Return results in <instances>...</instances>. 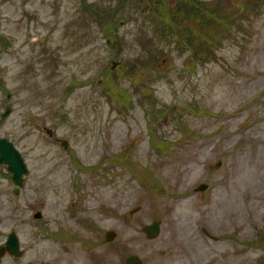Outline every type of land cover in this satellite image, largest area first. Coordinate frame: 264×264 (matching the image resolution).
<instances>
[{
    "label": "rangeland",
    "instance_id": "374dc122",
    "mask_svg": "<svg viewBox=\"0 0 264 264\" xmlns=\"http://www.w3.org/2000/svg\"><path fill=\"white\" fill-rule=\"evenodd\" d=\"M156 2L0 0V135L29 168L15 195L0 165V247L15 232L24 249L0 264H264V7L188 68L137 42Z\"/></svg>",
    "mask_w": 264,
    "mask_h": 264
},
{
    "label": "trees",
    "instance_id": "16d2710c",
    "mask_svg": "<svg viewBox=\"0 0 264 264\" xmlns=\"http://www.w3.org/2000/svg\"><path fill=\"white\" fill-rule=\"evenodd\" d=\"M244 3L231 14L232 12H224V0L217 1L216 4H209L206 0H178L173 8L167 7L166 0H157L154 15L158 34L152 40L140 38L137 42L147 41L148 54L150 50V54L154 51V54L162 56L168 47L180 52L181 56L188 55L184 60L188 68H191L192 62L195 64L194 68L202 61L212 63L211 59L217 58V49L221 47H218L219 41L223 44L226 39L234 36L232 41L240 40L236 35H245L253 19L257 18L264 7V0H246ZM128 22V19L124 21ZM220 31L222 34L219 35ZM204 32H213L214 38L206 41ZM225 45L226 43L222 46ZM118 62L120 64L117 68L120 69L123 64Z\"/></svg>",
    "mask_w": 264,
    "mask_h": 264
},
{
    "label": "water",
    "instance_id": "95a60500",
    "mask_svg": "<svg viewBox=\"0 0 264 264\" xmlns=\"http://www.w3.org/2000/svg\"><path fill=\"white\" fill-rule=\"evenodd\" d=\"M118 63H114L113 69L116 68ZM7 114L5 113L3 117H5ZM49 134H51V131L48 130V128L45 129ZM64 145L67 147V143H64ZM0 163L6 164L8 167V171L13 173V180L18 186H22L23 183V175L27 173V167L26 164L21 156V154L18 152V150L14 147L13 143L8 141L5 138H0ZM207 185H201L197 190L198 191H204L206 190ZM18 191H16L17 193ZM137 209H134L131 211V214H134ZM37 219L41 218L40 212H38V215L36 216ZM143 231L148 235L150 239H154L159 236L160 234V223L155 222L152 225L144 227ZM116 237L115 232H108L106 234V240L108 242L113 241ZM20 245H19V239L17 235L13 232L9 235L7 243L5 246L0 248V258L6 254V252L19 256L20 253ZM125 264H143V261L137 257V256H131L126 260Z\"/></svg>",
    "mask_w": 264,
    "mask_h": 264
},
{
    "label": "flooded vegetation",
    "instance_id": "af4514ba",
    "mask_svg": "<svg viewBox=\"0 0 264 264\" xmlns=\"http://www.w3.org/2000/svg\"><path fill=\"white\" fill-rule=\"evenodd\" d=\"M7 95V99H11V96H12V94H10V93H8V94H6ZM8 104V103H7ZM7 104H4L3 103V105L5 106V109H4V111H2L1 113H0V121L2 122L1 123V126H0V129H1V127H2V125L4 124V122L6 121V119L12 114V112H13V108L10 106V105H7ZM8 114V115H6L5 117H3V115L4 114ZM2 137V136H1ZM14 144V143H13ZM15 145V144H14ZM16 146V145H15ZM22 153V152H21Z\"/></svg>",
    "mask_w": 264,
    "mask_h": 264
}]
</instances>
